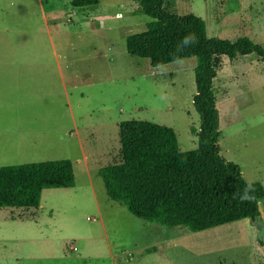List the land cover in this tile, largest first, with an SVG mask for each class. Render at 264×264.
<instances>
[{"label":"rangeland","instance_id":"1","mask_svg":"<svg viewBox=\"0 0 264 264\" xmlns=\"http://www.w3.org/2000/svg\"><path fill=\"white\" fill-rule=\"evenodd\" d=\"M251 1L243 7L249 36L219 27L214 19L226 5L214 0H162V7L199 17L207 37L245 36L264 47V0ZM70 2L0 0V63H58L63 74L41 115L39 82H0V112L12 105L0 123L22 129L19 154H0V166L66 159L74 181L71 188L42 189L36 208H0V264H264L257 241L260 229L264 240V63L252 54L223 57L212 81L219 155L246 183L262 186L260 226L242 219L190 232L146 222L106 197L97 170L120 160L121 121L169 127L179 151L196 147L195 58L151 67L128 55L125 37L150 22L132 0L82 8Z\"/></svg>","mask_w":264,"mask_h":264},{"label":"trees","instance_id":"2","mask_svg":"<svg viewBox=\"0 0 264 264\" xmlns=\"http://www.w3.org/2000/svg\"><path fill=\"white\" fill-rule=\"evenodd\" d=\"M150 18L144 30L124 39L128 55L159 67L183 58H195V93L191 102L198 116L196 147L179 151L173 130L147 121L118 124L120 160L97 170L106 197L146 222L200 232L259 216L263 196L259 183H246L237 165L219 155L218 113L212 81L221 58L252 54L264 63V47L242 36L234 41L207 37L202 19L174 15L162 0H132ZM97 0H71L72 7H89ZM195 42L184 45L186 36ZM193 132V131H192ZM71 164L66 159L0 166V208H36L42 189L71 188ZM250 186L249 199L241 200ZM264 249V241L257 240Z\"/></svg>","mask_w":264,"mask_h":264},{"label":"crops","instance_id":"3","mask_svg":"<svg viewBox=\"0 0 264 264\" xmlns=\"http://www.w3.org/2000/svg\"><path fill=\"white\" fill-rule=\"evenodd\" d=\"M4 4H5V0ZM227 1V2H226ZM254 1L251 0H235L236 5H230L231 0H214V6L226 5L223 13L214 19V21L219 24V27L223 30H233L236 35H240L242 32L247 33L249 36L251 32V17L246 13L243 7H247V10L252 6ZM237 10V15L236 14ZM6 31V29H4ZM39 34V31L37 32ZM242 37V36H240ZM19 64L12 63H0V82L11 83V81L17 82L19 79H32L34 78L39 82V111L50 107L51 96H53V91L56 92L57 83L63 82V74L61 71L60 64L58 63H45L39 62L35 64H23V68L17 69ZM22 66V64H20ZM19 70H25V73L19 72ZM10 86L8 87V89ZM63 89V88H62ZM47 93L48 97L44 98ZM51 95V96H50ZM48 103V105L46 104ZM12 105H7V110L0 112V116L4 117L10 115ZM8 112V113H6ZM41 115V111L39 113ZM5 123V122H4ZM0 123V142L4 144V147H0V154L9 153L17 157L20 151L19 139L21 128H7L5 124ZM25 130V129H23ZM39 132L43 134V130L39 129ZM85 159L86 157L83 156Z\"/></svg>","mask_w":264,"mask_h":264},{"label":"clouds","instance_id":"4","mask_svg":"<svg viewBox=\"0 0 264 264\" xmlns=\"http://www.w3.org/2000/svg\"><path fill=\"white\" fill-rule=\"evenodd\" d=\"M194 42H195V37L193 35H191V34L189 36H186L184 38V41H183L184 45H186V46L189 45V44H191V43H194ZM250 191H251L250 186H248V187L245 188L244 195L241 196V200L242 201L250 198L249 197V192Z\"/></svg>","mask_w":264,"mask_h":264},{"label":"water","instance_id":"5","mask_svg":"<svg viewBox=\"0 0 264 264\" xmlns=\"http://www.w3.org/2000/svg\"><path fill=\"white\" fill-rule=\"evenodd\" d=\"M260 221H261V219H260V217L258 216V217L255 218L252 222H253L255 225H257V226H260V224H259ZM260 231H261V232H260L259 234L262 235V230L260 229ZM260 235H259V239H258V240H260V241H264L263 238H262Z\"/></svg>","mask_w":264,"mask_h":264},{"label":"built area","instance_id":"6","mask_svg":"<svg viewBox=\"0 0 264 264\" xmlns=\"http://www.w3.org/2000/svg\"><path fill=\"white\" fill-rule=\"evenodd\" d=\"M74 250V248H72Z\"/></svg>","mask_w":264,"mask_h":264}]
</instances>
